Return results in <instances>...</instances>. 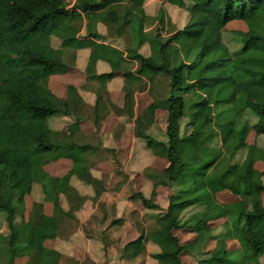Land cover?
<instances>
[{"label": "trees", "instance_id": "1", "mask_svg": "<svg viewBox=\"0 0 264 264\" xmlns=\"http://www.w3.org/2000/svg\"><path fill=\"white\" fill-rule=\"evenodd\" d=\"M147 1L78 0L69 9L68 0H0V214L10 230L0 235V264H16L25 256L28 264H60L71 246L49 250L45 243L66 238L60 232L66 223L61 195L70 192L73 176L96 185L84 165L93 147L66 142L48 126V119L71 117L89 106L72 86L67 100L53 89L51 78L70 69L68 49L91 50L86 74L99 88L95 104L84 112L93 114L97 125L109 113L107 84L115 77H124L125 106L112 109L131 119L138 92L161 90L162 81L168 83L163 96L157 90L135 130L154 155L169 163L162 172L146 171L153 184L150 197L143 192L132 197L158 214L123 254L141 255L147 237L159 248L151 256L155 264H184V255L198 264H259L264 257V173L256 169L264 163V150L247 144L249 127L264 137V0H158L189 14L187 25L167 39L155 25L163 18L146 15ZM84 18L87 37L78 45ZM235 20L248 31L238 34L241 47L231 52L223 35ZM100 25L116 27L117 34L103 36ZM112 39L130 48L105 42ZM146 44L150 56L140 52ZM101 61L110 72L98 74ZM158 110L168 114L163 141L148 133ZM247 115L255 117L253 126L244 122ZM60 157L72 159L74 168L62 179L53 178L45 167ZM159 186L176 189L165 210L156 202ZM36 188L42 199L35 201L29 220L18 222L25 197ZM223 192L240 200L222 204L218 195ZM45 202L53 204L54 216L44 214ZM223 219L224 233H217L213 223ZM179 230L195 233L196 239L182 244ZM230 239L239 243L235 252L228 248ZM210 241L216 247L207 251Z\"/></svg>", "mask_w": 264, "mask_h": 264}, {"label": "crops", "instance_id": "2", "mask_svg": "<svg viewBox=\"0 0 264 264\" xmlns=\"http://www.w3.org/2000/svg\"><path fill=\"white\" fill-rule=\"evenodd\" d=\"M99 27L101 31L104 26L100 25ZM72 50L75 51L72 52L73 56L78 55V52L81 51L88 52V56L85 60L86 65H80L76 57L75 61L73 60L75 66H72V63L66 74L55 75L51 78L53 89L60 99L67 100L69 96V88L72 86L79 91V94L84 98L85 103L92 107L97 98L94 90H96L97 87L99 88V85L97 82L88 81L86 74L91 50ZM110 71L111 69L109 65L105 62L101 61L98 64V74L108 73ZM124 81L123 75H119L107 84V92L109 93V96L107 97L110 98L108 109L110 110L108 111L109 113L104 116L105 118L99 123L101 125L100 128V125L95 123L93 114L88 117L87 113H85L81 107H79L78 113L71 117L51 118L50 120L49 128L59 134H63V138L66 142H72L79 145H90L82 143L83 140H85L84 136L98 135L99 133L102 134V132H105L104 135L109 134L110 136L109 142L113 143L108 145L114 146L113 149H116L117 155L118 152L121 153L122 151L125 152L123 153L124 155H129V158H119L117 161L120 166H126L125 170L128 171V174L125 175V179L121 172L115 169L114 160L99 159V156L104 153V149L108 148L106 142L104 145H102L101 142L99 146L90 145L93 149L90 151L89 154L91 155L88 156L84 165L90 168V170L87 171V177H93L96 180V185H90L84 179H81L78 176H73L70 184V192L67 196L61 195L65 215L71 214V216H74L77 222L80 223V229H77V227L74 228V225L67 228L65 225L66 223L61 224L60 232L65 231L64 236L66 238H59L57 241L48 240L45 243V248L53 250L57 246L64 245L67 248L71 246L70 250H72L74 258L80 263H83L89 257V260L96 262L97 264H145L146 253L144 252H146V248L144 249V247L147 242L157 247L151 240L148 241V238L145 237L142 242L141 255L137 257L125 256L123 251L118 252L117 250V248H123L128 243L136 242L142 236L140 233L141 230H147L146 223L148 219L153 217L151 214L153 211L145 209L140 201L134 200L132 197L140 192H143L146 197L151 196L153 184L148 180L146 171L150 170V168H157L154 161L144 165L142 160L138 158L140 151H142L140 146L143 145V140L131 135L130 130H126L124 133L119 134V124L123 117L116 114L113 111L112 106L118 105L121 107L125 104V93L123 91L125 86ZM88 83L94 86L87 87ZM144 94L147 93L136 94V101H138L139 95ZM137 106L135 108V119L138 117ZM134 122L133 119V123ZM106 151L108 152L109 150ZM158 158L164 161L163 170H161L164 171L169 163L167 160L156 156V159ZM127 167L128 169L130 168L134 170L136 173L133 175L129 172ZM73 168L74 161L72 159L60 157L48 164L45 167V172L53 178L62 179L69 175ZM131 184H133L135 194L128 195ZM162 187L164 186H159L157 189L158 197ZM78 196L82 199V202L78 204L79 207H76L74 202L71 203V198L74 199ZM157 203L159 204V202ZM46 204L44 214L48 217L54 216L55 208L53 204L49 202ZM160 207L165 210L163 205H160ZM223 220H225V224L227 220ZM92 229L95 230H93L95 232L94 234L91 232ZM76 231H78V233H75ZM86 232H88V234ZM189 235L192 234L190 233ZM193 235H195V233ZM195 239L196 236H193L184 239L183 242L186 244L193 242ZM212 242L214 243L216 241H210L209 243ZM227 245L232 252L237 251L240 247L237 241L231 239L230 241H227ZM214 249L215 248L212 250ZM148 258L149 256H147V259ZM186 259L192 261L194 258L190 255L182 256L184 264H186Z\"/></svg>", "mask_w": 264, "mask_h": 264}, {"label": "rangeland", "instance_id": "3", "mask_svg": "<svg viewBox=\"0 0 264 264\" xmlns=\"http://www.w3.org/2000/svg\"><path fill=\"white\" fill-rule=\"evenodd\" d=\"M144 8H145V12H146L147 16H149L151 18H158L160 16L159 18H163V21L161 20V22L159 21V24L155 23V25H157L156 29L160 30V32H162L163 36L166 39L168 38V36H170V34L172 32H175L179 29H183L189 21V14L186 10L177 8L176 6H172L170 4L163 3V2L158 1V0H148L145 3ZM86 24H87V20L84 18V27H83L82 31L80 32V34L78 35L80 40L77 41V43H76L78 45H80L82 43L81 40H83L84 38L87 37V33L84 30ZM148 28H149V26H148ZM149 31L150 30L148 29V32ZM247 31H248L247 25L240 20L232 21L225 26V32H224L223 37H224V41H225L226 45L229 47L231 52H236L241 47V45L235 41V38L238 36V34L239 33H246ZM115 32H116V27H114V26L111 29H107V27L104 26L101 30V33L103 36H106V35L108 36V33L109 34L113 33L115 35V34H117ZM105 42L113 45L114 47H117V48L119 47L124 51H126L130 48L127 45H125L123 43V41H116L115 39L113 41H105ZM53 45L56 48H60V46H61L60 41H58L56 39H54ZM72 52H75V51L72 49L66 50V53H67L66 62L70 61L69 64L72 65L73 60L75 61V58L77 57V61L79 62L80 65H86L85 60L88 56L87 51L78 52V55H74V56H73ZM140 52L145 56H150L151 50H150L149 44H146L140 50ZM74 63L72 66H75ZM87 85H88L87 87L94 86V85H91L90 83H88ZM161 85L163 87L161 90H158L159 88H156V89L152 88L151 91H145V92H138L137 93V94L147 93L144 95H139L138 101H136V103H135V108H136L137 102H138V106H137L138 117H137V119H135L136 115H134L135 116L133 118L135 121L134 123H133V119H131L129 117L128 118H122V120L120 121L121 125L119 124V126H120L119 130H118L120 132L119 134L124 133L126 130H130V132H131L130 134L136 137V135H135L136 122L138 119L143 118V115H144L145 111L147 110V108H149L154 103L155 96L157 95V90H158L160 96H163L166 93V86L168 85V83L165 80H163ZM109 100H110V98H109ZM124 103H125V101H124ZM114 106L116 108H124L125 104H124V106H121V107L118 105H114ZM88 107L89 106H85L84 110H87ZM135 108H134V114H135ZM126 110L131 111V109H126ZM113 111L116 114L119 113V112H116L115 110H113ZM50 120L51 119H48V126H50ZM255 121H256V119L253 115H247L244 118V122L248 123L249 126H253ZM100 122H101V120H100ZM100 122H98V125H100L99 124ZM100 127H101V125L99 126V128ZM167 128H168V114L166 111L158 110V112L156 114V120L154 121L153 125L149 128L148 133L151 136H153L155 139L163 141L165 138V132H166ZM104 134H105V132H102V134L99 133L98 135L94 134L92 136L86 135V136H84L85 140H83L82 143L83 144H90L92 146H99V144L101 142H102V145H104L106 142L108 148L104 149L103 154H101V155L99 154L100 155L99 159L114 160L115 169L117 171H120L121 174L125 177V175L128 174V171L125 170L126 166H120L119 162H117V161L119 160V158H129V155L128 156H127V154L124 155L123 154V153H125L124 151L121 152L122 154L120 152H118V155H117L116 149H113L114 146L108 145V144L112 143V142H109V138H110L109 134H106V135H104ZM247 144L249 146H253V145L257 144L261 149L264 150V137H258L256 132L252 129V127H249V131H248V135H247ZM140 148H142V151H140L138 158L142 160V163L145 165V164H149L150 162L154 161L155 166L158 169L157 168H150V169L156 170L158 172H162L161 170H163L164 161L159 159V158L156 159V155H154L153 152L147 148V143L145 141H143V145L140 146ZM106 150H109V151L107 152ZM245 154H246V150L243 153H239V155L237 156V161L238 162L243 161ZM93 157H95V156H93ZM166 164H167V162H166ZM167 167H168V165H167ZM127 169H128V167H127ZM256 169L260 173H264V163L258 162L256 164ZM128 170L133 175L136 173L134 170H132L130 168ZM125 179H126V177H125ZM175 190H176L175 188H170V187H165V186L162 187L160 189L159 197H158V199H156V202H159L160 205H163L164 208L167 209L169 207L170 197L175 193ZM129 194L130 195L135 194L133 184L130 185V191H129L128 195ZM262 196H263L262 198H263V202H264V193L262 194ZM41 199H42V194H41L40 189H38V188H36V190H34V193L32 195H27L24 199L25 207H24V209L22 208L20 211L21 217L18 219V222H20L23 218H24V220H29L35 201H39ZM239 200H240L239 197H236L229 192H223V193H220L218 195V201L222 204H232V203H235ZM73 202L76 205V207H79L78 204H80L82 202V199H80L79 196L74 198V199L71 198V203H73ZM46 203L47 202L44 203V208L47 205ZM69 210L71 211L70 208H69ZM151 214L153 216L152 218L155 219L154 216H156L158 213L153 211V213H151ZM72 215H73V213H72ZM63 219L66 222L65 225L67 226V228L69 226L74 225V228L77 227V229H80L79 228L80 223L76 222L77 221L76 218L73 219V218H70L68 216H66V218H65V215H64ZM73 221H74V224H73ZM224 222H225V220H221V221L213 223V228L217 231V233H220V232L224 233ZM150 223H152V226L154 228L156 225L155 220L153 222H150ZM146 224H147V227H146L147 230L150 229L148 221ZM93 230L94 229H92V231H91L92 234L95 233L94 232L95 230L94 231ZM75 233H78V231H76ZM86 233L88 234V232H86ZM140 233L142 235V233H143L142 230ZM175 233L178 236V238L180 239L182 244H184V242H183L184 239H188V238H191L193 236H196V234L193 235L194 233H192L190 231H176ZM190 233L192 235H189ZM9 234H10L9 226L6 223L4 216L2 214H0V235L1 236H7ZM228 241H230V240H228ZM128 244H126V245H128ZM215 246H216V242L209 243L206 250L210 251L213 248H215ZM124 247L123 248L122 247L117 248L118 252L123 251ZM144 248H146V252H144V253H146V255H145L146 261L144 263L145 264H155V261H153V259L150 257L152 256V254L159 252V248L153 246L151 243L149 244L148 242ZM64 252L65 253H64V256H62V260L60 261V264H86L89 261V259H88L89 257H88L83 263H80L78 260H76L74 258L73 254H72V250H68V253L66 251H64ZM147 256H149L148 259H147ZM0 260H1V256H0ZM185 261H186V264H196L197 263V261H195V258L192 261H190V259H186ZM90 262H92V261L90 260ZM27 263H29V257H27V256L18 258L16 261V264H27ZM88 264H90V263H88ZM259 264H264V257H262L260 259Z\"/></svg>", "mask_w": 264, "mask_h": 264}, {"label": "built area", "instance_id": "4", "mask_svg": "<svg viewBox=\"0 0 264 264\" xmlns=\"http://www.w3.org/2000/svg\"><path fill=\"white\" fill-rule=\"evenodd\" d=\"M68 2H69V7L68 8L72 9L76 5L78 0H68Z\"/></svg>", "mask_w": 264, "mask_h": 264}]
</instances>
